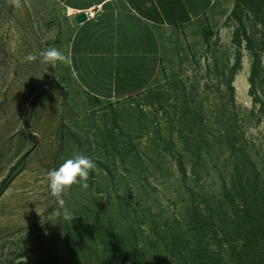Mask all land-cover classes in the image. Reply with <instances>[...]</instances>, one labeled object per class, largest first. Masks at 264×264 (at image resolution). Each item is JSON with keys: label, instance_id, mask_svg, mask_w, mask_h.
Returning <instances> with one entry per match:
<instances>
[{"label": "rangeland", "instance_id": "1", "mask_svg": "<svg viewBox=\"0 0 264 264\" xmlns=\"http://www.w3.org/2000/svg\"><path fill=\"white\" fill-rule=\"evenodd\" d=\"M235 1L212 0L182 19L162 21L156 29L152 74L143 91L123 98L125 86L119 81L109 84V96H104L99 85L100 92L91 90L78 78L70 42L74 20L62 4L22 0L23 7L17 9L9 0H0V264H132L135 254L128 237L137 229L143 247H152L157 238L164 244L171 235L189 241L192 246L182 252L187 264H192L190 250L199 239L202 248H218L217 239L222 238L215 233L238 225L235 215L224 223L210 218L199 237L188 224L194 222V209L206 208L204 200L214 215L224 212L214 202L223 193L222 177L228 189L233 182L232 159L228 153H212L194 174L184 156L183 174L172 153H181L184 146L177 132L183 128L178 122L184 101L189 100L191 109L203 110L206 137L217 129L218 112L228 118L229 108L226 113L218 109L227 97L215 91L222 78L214 77V67H225L226 75L227 63L239 55L231 116L236 125L230 126L239 128L247 142L244 153H250L256 171L250 182L254 186L264 180V120L257 111L253 114L248 94L253 59L244 43L240 48L231 44L238 28L231 17ZM256 12L264 16V10ZM244 14L246 32L260 45L264 27L254 24L253 11ZM51 47L65 53L68 62L50 65L39 57L31 63L24 59ZM260 55L264 67V50ZM153 129H159L160 138ZM77 152L92 158L100 171L90 173L87 190L74 185L64 194L65 206L75 217L69 223L51 215L57 204L47 172ZM226 211L229 218L233 210ZM106 230L112 238L103 248L100 236ZM236 242L239 248L242 240ZM158 246L151 256L169 264V250Z\"/></svg>", "mask_w": 264, "mask_h": 264}, {"label": "trees", "instance_id": "2", "mask_svg": "<svg viewBox=\"0 0 264 264\" xmlns=\"http://www.w3.org/2000/svg\"><path fill=\"white\" fill-rule=\"evenodd\" d=\"M263 4L264 1L261 0H258L256 4H254V0H236L231 16L238 24V28L232 35L231 44L240 48L244 43L245 48L252 55L253 61L248 79V94L251 97L253 104L252 112L254 114V110L255 112L257 111L256 113L258 114L259 120H264V67L262 66L260 57V54L264 50L262 47L264 42L260 45L257 44L253 36L246 32L243 18L246 17L244 14L245 11H253L255 13L253 15L257 19V21H254V24L256 26L257 24H260L264 27V16L261 17L256 12L264 10ZM227 66L229 67L226 70V75L225 67L221 69L214 67V77L222 78L221 81L217 82L215 91L220 95L225 93V96L227 97L225 100L226 103L220 104L218 109L222 110V113H226L225 111L229 108L230 112L227 113L228 118L224 119L222 117L224 115H219L218 112L215 123L219 126L217 125L214 135L210 137L207 136V138L204 134L205 129L202 127L204 121V117L202 118L203 110L199 107L191 109L189 100L184 101L180 105L181 115L180 121L178 122L179 125H183V128H180L177 131L179 134L178 138L182 139L184 146L181 153L179 152V154L177 153L175 156H173L174 153H172V157L177 159L176 163L183 174H185L183 157H187L195 174V168H198L199 163L206 159H211L210 157L212 153L217 156L228 153V159H232L233 163V168L230 171V178L233 182L229 184L228 189L225 178L222 177L224 180L222 181L224 184V188H222L223 193L215 197L214 202V205L221 209L223 208L224 212L222 214L219 213L218 215H214V209H211V207H208L207 205L208 199L207 201L204 200L206 208L203 211L201 209H194V222L190 221L191 223L188 224V226L191 227L190 229L196 230V236L199 237L198 234L203 232L204 224H206V221L210 220V218L216 217L218 220L220 219L219 222L224 223L232 220L233 215H235V220H237L236 223L238 225H233V228H230L226 232H219V234L215 233L216 238H222L217 239L216 245L218 248L216 250L214 248L209 251L206 248H202L199 239L198 244L190 250V255L192 256L191 262L192 264H264V180L254 186L250 182L249 178H253V173L256 174V171L254 163L251 162L252 159L250 153H244V150H246L247 147V142L243 139L241 131L238 130L239 128L230 126V124L236 125V119L232 118L235 117L233 112L235 110L233 80L240 66L239 55L236 56L233 63L230 65L227 63ZM207 71H210V69L207 68ZM221 85H224V90L222 88L220 89ZM197 87L198 86L194 85L192 90H196ZM182 90L183 97H186V94L188 95L186 87L183 86ZM255 107H257V110ZM192 122L195 123L192 124ZM146 128H148V126L146 127L145 125L143 130H146ZM153 132L154 135H158L159 129H153ZM158 138H160L159 135ZM171 152H173L172 149ZM196 172L198 174V171ZM183 178L185 180L187 179L186 176ZM232 191L233 194H231ZM198 207V205L197 207L195 206V208ZM226 209L233 210V213L229 218L226 217ZM207 225L208 224L205 226ZM231 231H233V233H230ZM141 233L142 232L139 229H137V231H129L128 238L133 244V249H131V251L135 254L131 261L132 264H160V262L151 256L153 253L152 250L159 247L158 245H161L163 248L165 247V250H169L171 255V261L169 264H187L185 260H182V252L187 250L189 246H192L189 241H186L185 243L184 239H181V236L171 235L170 239L164 240L162 237L164 244H162L163 241L159 244V239L156 237L157 239L152 247L147 245L143 247L144 241L142 239L143 236L140 235ZM152 234L158 236V234L155 233V230H152ZM241 234H243V236H241ZM232 235L235 239H232ZM109 236L110 233L107 230L104 235L100 236V240H102V242L100 241V244L103 248L107 246V240L112 238ZM240 237H242V239ZM238 240H242V244L239 248L236 244V241ZM224 243L228 245V249L223 248ZM146 247L150 252L144 250ZM144 256L148 257V261L144 259Z\"/></svg>", "mask_w": 264, "mask_h": 264}, {"label": "crops", "instance_id": "3", "mask_svg": "<svg viewBox=\"0 0 264 264\" xmlns=\"http://www.w3.org/2000/svg\"><path fill=\"white\" fill-rule=\"evenodd\" d=\"M56 1L73 20L78 13H93L80 24L74 20L70 42L78 78L91 90L101 87L104 96H109L108 85L119 81L125 86L120 93L126 98L137 89L143 91L152 74L158 44L156 29L162 21L182 19L212 0Z\"/></svg>", "mask_w": 264, "mask_h": 264}, {"label": "clouds", "instance_id": "4", "mask_svg": "<svg viewBox=\"0 0 264 264\" xmlns=\"http://www.w3.org/2000/svg\"><path fill=\"white\" fill-rule=\"evenodd\" d=\"M10 4L21 9L23 7L22 0H9ZM41 59V63L54 65L57 62L67 63L69 58L61 50L51 47L38 54L29 53L24 57L27 62H35ZM98 169L94 160L82 153H74L71 158L65 159L58 168L47 172L48 188L50 194L55 198L57 208L51 215L63 217L69 223L75 218L65 206L64 194L74 185H78L82 190L89 188L90 173H98Z\"/></svg>", "mask_w": 264, "mask_h": 264}, {"label": "water", "instance_id": "5", "mask_svg": "<svg viewBox=\"0 0 264 264\" xmlns=\"http://www.w3.org/2000/svg\"><path fill=\"white\" fill-rule=\"evenodd\" d=\"M87 19V15L86 13L82 12V13H78L77 15L74 16V20L76 23L80 24L84 21H86Z\"/></svg>", "mask_w": 264, "mask_h": 264}, {"label": "built area", "instance_id": "6", "mask_svg": "<svg viewBox=\"0 0 264 264\" xmlns=\"http://www.w3.org/2000/svg\"><path fill=\"white\" fill-rule=\"evenodd\" d=\"M87 16H93L92 12H89L88 14H86Z\"/></svg>", "mask_w": 264, "mask_h": 264}]
</instances>
